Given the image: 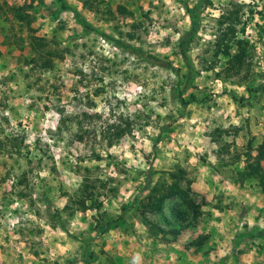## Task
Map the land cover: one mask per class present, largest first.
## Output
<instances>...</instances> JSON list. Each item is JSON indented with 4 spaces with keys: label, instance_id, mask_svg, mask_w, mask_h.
Returning <instances> with one entry per match:
<instances>
[{
    "label": "rangeland",
    "instance_id": "1",
    "mask_svg": "<svg viewBox=\"0 0 264 264\" xmlns=\"http://www.w3.org/2000/svg\"><path fill=\"white\" fill-rule=\"evenodd\" d=\"M197 1L67 0L85 30L58 0H0V264H264V183L234 182L247 160L264 167V0L201 1L180 96L184 78L148 55L185 71ZM216 40L244 41L239 73ZM119 117L130 131L105 136ZM171 173L195 221L177 197L140 213Z\"/></svg>",
    "mask_w": 264,
    "mask_h": 264
},
{
    "label": "trees",
    "instance_id": "2",
    "mask_svg": "<svg viewBox=\"0 0 264 264\" xmlns=\"http://www.w3.org/2000/svg\"><path fill=\"white\" fill-rule=\"evenodd\" d=\"M59 1V9L60 10H71L75 13L77 16V21L82 25L83 29L89 30L91 29V25L84 19L82 16L75 10L71 5L67 2V0H58ZM202 0H198L192 7H189L187 4L185 5V9L187 11V14L189 15V20H190V27L186 31L185 35H183L179 42V55L184 63L185 66V71L183 73L179 72L178 69L174 68L169 62H164L158 57L148 55L149 59L152 60L151 63L155 65H160L162 67L166 68H172L175 70L176 74L182 78H184V83L183 86L179 89V95L183 96L186 88L188 87V82L192 77L193 74V69L189 61V57L187 54L186 46L188 43H190L193 39V37L197 34L199 30V20L196 15L197 8L200 6ZM230 19V17H226L225 19ZM52 39H49L47 37H35L34 42L38 46H44L45 48H49L51 45ZM216 44L219 48L217 53H221L226 57V69H232L233 73L237 74L239 73L243 67H244V62H245V46L243 45L244 41L243 40H238V43L236 42L235 44V51L232 52L228 49V45L224 44V46H220V43H218V40H216ZM33 42V43H34ZM115 43L127 48L130 50V52H133L135 54H140L141 49L129 45L126 43H121L119 41H114ZM48 50V49H47ZM47 52V57H44V60L42 62V65L44 67H50L51 66V58L49 56L48 51ZM44 55V53H42ZM181 82L177 81L176 86H179ZM64 117H60L59 123L64 124ZM122 118H115L113 122L111 123H105L104 128L102 130L103 134L105 136L111 137L113 139H119L124 135L125 133H128L130 131V127L127 128V124H121ZM126 126V127H125ZM60 127V126H59ZM127 128V129H126ZM77 138L81 139L83 138V134L79 133L77 135ZM261 149L264 150V141L261 143ZM171 183L169 186L166 185H156L152 192H149L146 196V200L142 201L141 207L142 209L140 210V213L143 214L145 211H151V212H157L161 213L162 208H163V202L166 198H171V197H177L179 201H176L171 208L172 213H175V217H179V219H184L186 215H181L180 211L178 209V205H180V202H185L186 205L189 208V212L192 216V220L195 221L198 218L199 211L197 210V205L193 202V200L188 196V192L185 190H182L177 183V176L175 173H171ZM249 179H258L260 183H264V167L262 166L261 162L259 160L255 161H249L247 160L244 165L235 170V177H234V182L239 184L240 186ZM80 202H83L80 200ZM140 214V215H142ZM147 220V219H144ZM144 222V221H143ZM162 234H165L166 229L164 228H158ZM173 234L178 233V231H170ZM161 234V235H162ZM191 244L201 246L203 244V237H200L198 240L192 242Z\"/></svg>",
    "mask_w": 264,
    "mask_h": 264
},
{
    "label": "clouds",
    "instance_id": "3",
    "mask_svg": "<svg viewBox=\"0 0 264 264\" xmlns=\"http://www.w3.org/2000/svg\"><path fill=\"white\" fill-rule=\"evenodd\" d=\"M141 260H142V256L139 253H137L132 260V264H141Z\"/></svg>",
    "mask_w": 264,
    "mask_h": 264
},
{
    "label": "crops",
    "instance_id": "4",
    "mask_svg": "<svg viewBox=\"0 0 264 264\" xmlns=\"http://www.w3.org/2000/svg\"><path fill=\"white\" fill-rule=\"evenodd\" d=\"M223 216H224V214H223Z\"/></svg>",
    "mask_w": 264,
    "mask_h": 264
}]
</instances>
